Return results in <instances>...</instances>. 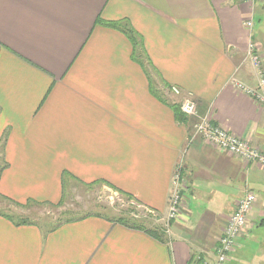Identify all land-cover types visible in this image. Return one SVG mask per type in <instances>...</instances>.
Returning a JSON list of instances; mask_svg holds the SVG:
<instances>
[{"label": "crops", "instance_id": "1", "mask_svg": "<svg viewBox=\"0 0 264 264\" xmlns=\"http://www.w3.org/2000/svg\"><path fill=\"white\" fill-rule=\"evenodd\" d=\"M120 20L140 34L150 63L106 24ZM251 41L264 73V0H0V196L57 203L69 174L110 182L166 220L180 163L184 183L164 239L97 214L46 231L0 213V264L213 262L249 191L256 202L227 264L259 263L264 166L195 129L207 114L264 150V106L236 87L259 82ZM189 95L198 116L179 120L172 104Z\"/></svg>", "mask_w": 264, "mask_h": 264}, {"label": "built area", "instance_id": "2", "mask_svg": "<svg viewBox=\"0 0 264 264\" xmlns=\"http://www.w3.org/2000/svg\"><path fill=\"white\" fill-rule=\"evenodd\" d=\"M245 1V0H242ZM246 27L252 29L254 22L250 18L246 21ZM248 57L252 65L258 70V85L249 87L241 83H236V87L245 91L253 97L260 105L264 106V73L262 70V58L257 52V45L251 41L248 47ZM175 95H182L181 88L173 86L171 88ZM197 102L192 96H184L181 101V110L186 116H198ZM196 133L204 138L216 143L220 147L227 149L237 155L248 160H254L264 166V150L252 149L247 140L229 134L226 130L212 123L209 115H204L195 125ZM183 164L180 163L176 167L172 180V188L170 194V208L166 220V226L169 228V222L175 219L180 212L183 202L182 192L184 183L182 180ZM256 202V194L253 191L247 192L241 197L231 214L227 226L224 228L222 235L215 248V261H206L204 264H227L231 254L234 251L237 238L245 232L248 225V218Z\"/></svg>", "mask_w": 264, "mask_h": 264}, {"label": "rangeland", "instance_id": "3", "mask_svg": "<svg viewBox=\"0 0 264 264\" xmlns=\"http://www.w3.org/2000/svg\"><path fill=\"white\" fill-rule=\"evenodd\" d=\"M1 148L2 140H0V169L4 164ZM63 194L65 196L61 204L28 203L26 207L18 206L0 196V212L11 214L15 218L22 216L36 222L39 221L42 227L69 217H79L89 213H100L110 218H117L121 214H128L132 211L140 216L145 215L144 208L128 201L124 195L115 192L103 183L88 186L77 180L69 182L67 177ZM259 250L261 252H258V261H260L256 263L264 264V242L258 246Z\"/></svg>", "mask_w": 264, "mask_h": 264}, {"label": "trees", "instance_id": "4", "mask_svg": "<svg viewBox=\"0 0 264 264\" xmlns=\"http://www.w3.org/2000/svg\"><path fill=\"white\" fill-rule=\"evenodd\" d=\"M106 24L110 25V26H112L114 28L120 29L124 33H126L128 38L131 40V42H132V44L134 46V49L136 50V55H137V58H138L137 60L138 61H142V62H145V60H148V63H150V61H149V59L147 57V54H146V52L144 50L142 37L129 24V22L127 20H120V21H115V22H106ZM172 108H173V110H174V112H175V114H176V116H177V118L179 120L185 119L186 115L181 110V103H173L172 104ZM3 150H4V143L2 142V148H1L2 153H3ZM69 176H70L69 174H64L63 177H62V179H63V187L64 188H65V185H66L65 178H67ZM77 181H79V180H77ZM79 182H81V181H79ZM82 183H84V182H82ZM98 183H103L106 186H108L109 188H111L112 190H114L115 192H118V193L124 195L126 197V199L128 201H130V202H132V200H134V198L132 197L131 194L118 189L115 185H113L110 182H107L105 180H98V181H95V182H92V183H84V184H86L88 186H93V185L98 184ZM64 196H65V194L62 195V198L56 204H61L63 202ZM2 197H4L8 201H10V202H12V203H14V204H16L18 206H21V207H26V205L28 203H35V204H38V205L39 204H52V205L55 204V203H50V202H39V201H36V200H28V202H26V203H21V202L12 200L11 198L5 197V196H2ZM137 205L142 207L141 204H137ZM144 211H145V215L144 216H140V215H138V214H136L135 212L132 211L131 213H128V214H125V213L121 214V215L117 216V218H115V217L110 218V217H107L106 215H103V214H100V213H96V214L97 215H101V216H105L107 219H109L111 221L120 222L121 224L126 225L128 227L145 230V231L149 232L150 234H152L153 236H155L156 238L164 239V237L166 235V229H168V227L166 226V228H165V227H163L161 225V224H164V221L162 220V217H159L160 215L157 212H155L154 210L144 208ZM146 211H147V213H146ZM0 213H2V212H0ZM2 214H4V213H2ZM90 214H92V213L85 214V215H82V216H79V217H73V218L69 217L66 220L58 221L55 224H52V225H49V226L48 225H43V227H42V225H40L39 221L36 222V221H33V220H31V219H29L27 217H22V216L19 217L18 216L17 218H15L11 214H7V213L4 214V215L8 216L9 219L12 220L16 224L33 223V224H37V225L41 226L42 228H45L46 231H50V230H53V229L57 228L59 225H61L64 222L77 220L79 218H83V217H85L87 215H90ZM152 222L154 224H151Z\"/></svg>", "mask_w": 264, "mask_h": 264}]
</instances>
